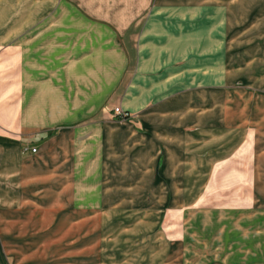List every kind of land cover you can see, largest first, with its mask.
Returning a JSON list of instances; mask_svg holds the SVG:
<instances>
[{
    "label": "crops",
    "instance_id": "obj_1",
    "mask_svg": "<svg viewBox=\"0 0 264 264\" xmlns=\"http://www.w3.org/2000/svg\"><path fill=\"white\" fill-rule=\"evenodd\" d=\"M201 1L187 12L186 0H0V238L13 264H35L34 243L72 231L57 202L71 194L58 163L75 98L94 107L87 125L111 100L137 130L179 147L182 162L263 129L228 90L249 27L235 30L219 0Z\"/></svg>",
    "mask_w": 264,
    "mask_h": 264
},
{
    "label": "rangeland",
    "instance_id": "obj_2",
    "mask_svg": "<svg viewBox=\"0 0 264 264\" xmlns=\"http://www.w3.org/2000/svg\"><path fill=\"white\" fill-rule=\"evenodd\" d=\"M219 1L218 9L233 13L235 30L249 27L236 42L228 90L236 109L245 104L261 120L264 0ZM202 4L186 0L185 9ZM105 102L104 115L87 125L94 107L75 98L74 115L61 125L65 159L58 166L71 194L60 196L57 214L72 231L63 236L60 227L50 241L34 243L35 264H264V127L236 131L182 162L179 147L137 130L124 110L126 119L115 121L113 101ZM0 264H13L1 238Z\"/></svg>",
    "mask_w": 264,
    "mask_h": 264
},
{
    "label": "built area",
    "instance_id": "obj_3",
    "mask_svg": "<svg viewBox=\"0 0 264 264\" xmlns=\"http://www.w3.org/2000/svg\"><path fill=\"white\" fill-rule=\"evenodd\" d=\"M112 113H113V116L120 119L121 121H124L126 119V116H127L120 107H115L112 110ZM30 151L32 154H34L36 152L35 149H31Z\"/></svg>",
    "mask_w": 264,
    "mask_h": 264
},
{
    "label": "trees",
    "instance_id": "obj_4",
    "mask_svg": "<svg viewBox=\"0 0 264 264\" xmlns=\"http://www.w3.org/2000/svg\"><path fill=\"white\" fill-rule=\"evenodd\" d=\"M116 118V117H115ZM118 121H121L120 119L116 118ZM44 137V135H42V138Z\"/></svg>",
    "mask_w": 264,
    "mask_h": 264
}]
</instances>
